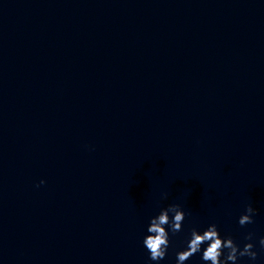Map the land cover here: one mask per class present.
<instances>
[{
    "label": "clouds",
    "instance_id": "obj_1",
    "mask_svg": "<svg viewBox=\"0 0 264 264\" xmlns=\"http://www.w3.org/2000/svg\"><path fill=\"white\" fill-rule=\"evenodd\" d=\"M41 184L45 183L43 180ZM256 209L251 205L245 206L244 212L240 215L238 223L241 227L254 223ZM186 212L179 204H170L161 208L159 213L152 216L147 227V235L143 239V245L149 253V259L153 262L164 260L170 246L169 235L183 231V222ZM255 238L253 232H248L244 239L248 241L243 248L231 237H222L215 223L209 224L203 231L192 228L184 250L176 253L177 264H185L197 253H201V259L205 264H237L242 257H247L250 262L257 259L255 251ZM259 246L264 249V237L259 238ZM203 247L202 250V246ZM223 257V259H222Z\"/></svg>",
    "mask_w": 264,
    "mask_h": 264
}]
</instances>
